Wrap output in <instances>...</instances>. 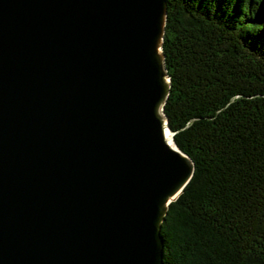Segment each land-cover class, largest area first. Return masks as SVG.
Wrapping results in <instances>:
<instances>
[{
    "label": "water",
    "instance_id": "obj_1",
    "mask_svg": "<svg viewBox=\"0 0 264 264\" xmlns=\"http://www.w3.org/2000/svg\"><path fill=\"white\" fill-rule=\"evenodd\" d=\"M166 14L0 0V264H163L194 172L163 111Z\"/></svg>",
    "mask_w": 264,
    "mask_h": 264
},
{
    "label": "trees",
    "instance_id": "obj_2",
    "mask_svg": "<svg viewBox=\"0 0 264 264\" xmlns=\"http://www.w3.org/2000/svg\"><path fill=\"white\" fill-rule=\"evenodd\" d=\"M163 111L193 175L163 264H264V0H166Z\"/></svg>",
    "mask_w": 264,
    "mask_h": 264
},
{
    "label": "bare ground",
    "instance_id": "obj_3",
    "mask_svg": "<svg viewBox=\"0 0 264 264\" xmlns=\"http://www.w3.org/2000/svg\"><path fill=\"white\" fill-rule=\"evenodd\" d=\"M167 135H168V136H170V133H169V132H167Z\"/></svg>",
    "mask_w": 264,
    "mask_h": 264
}]
</instances>
